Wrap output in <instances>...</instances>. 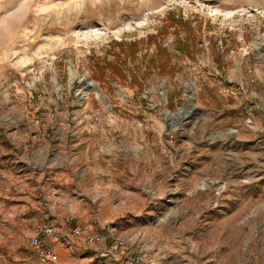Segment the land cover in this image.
Listing matches in <instances>:
<instances>
[{
    "label": "rangeland",
    "instance_id": "rangeland-1",
    "mask_svg": "<svg viewBox=\"0 0 264 264\" xmlns=\"http://www.w3.org/2000/svg\"><path fill=\"white\" fill-rule=\"evenodd\" d=\"M68 214L103 240L41 262ZM0 264H264V0H0Z\"/></svg>",
    "mask_w": 264,
    "mask_h": 264
},
{
    "label": "built area",
    "instance_id": "built-area-1",
    "mask_svg": "<svg viewBox=\"0 0 264 264\" xmlns=\"http://www.w3.org/2000/svg\"><path fill=\"white\" fill-rule=\"evenodd\" d=\"M64 220L70 226L68 232H59L57 225L50 221H40L34 226V231L29 238V245L41 262H53L58 258V253L48 240L51 236L60 238L69 247L73 244V237L81 238L89 244L103 240V234L99 229L79 223L74 215L68 214ZM122 245H124V239L114 235L105 249H101V253H114Z\"/></svg>",
    "mask_w": 264,
    "mask_h": 264
},
{
    "label": "trees",
    "instance_id": "trees-1",
    "mask_svg": "<svg viewBox=\"0 0 264 264\" xmlns=\"http://www.w3.org/2000/svg\"><path fill=\"white\" fill-rule=\"evenodd\" d=\"M168 23L165 25V27L173 26V32L179 34L182 30L186 31L187 33L193 29V25L189 19L184 18L182 15L176 16L174 13H171L169 11L167 15ZM151 38H154L155 42V51L150 57L148 58V62L145 63V70H150L151 67L157 68L160 67L161 70H165V68L168 66V60L162 61L164 57L169 58L167 55V48L165 45L162 44V42L157 41L156 34H150L148 36V41L151 40ZM188 35L186 36H180L176 35V48L179 50H187L186 48L189 46V39ZM115 43L120 45V52L122 53V56L120 53L116 54L117 60L108 61L107 65L109 68H112V70H116L118 73H122L126 71L128 68L127 62L128 60H135V58L138 57L137 54V40H134L129 43H125L123 41H115ZM95 66L97 68L103 69V66L99 65V62L95 63ZM170 66V65H169ZM115 79V77H111Z\"/></svg>",
    "mask_w": 264,
    "mask_h": 264
},
{
    "label": "water",
    "instance_id": "water-1",
    "mask_svg": "<svg viewBox=\"0 0 264 264\" xmlns=\"http://www.w3.org/2000/svg\"><path fill=\"white\" fill-rule=\"evenodd\" d=\"M180 112H182V111L180 110ZM167 116L174 118L175 116H177V113L176 112H170V113L167 114Z\"/></svg>",
    "mask_w": 264,
    "mask_h": 264
},
{
    "label": "crops",
    "instance_id": "crops-1",
    "mask_svg": "<svg viewBox=\"0 0 264 264\" xmlns=\"http://www.w3.org/2000/svg\"><path fill=\"white\" fill-rule=\"evenodd\" d=\"M41 221H45V220H41ZM39 222H40V221L36 222V224L39 223ZM36 224H35V225H36ZM49 239H50V238H49ZM49 239H48V240H49ZM63 254H65V251L62 252V255H63ZM60 255H61V253H60ZM61 258H62V257H61ZM61 260H63V259H61Z\"/></svg>",
    "mask_w": 264,
    "mask_h": 264
}]
</instances>
